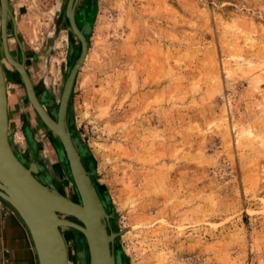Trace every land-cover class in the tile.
<instances>
[{
    "label": "rangeland",
    "instance_id": "rangeland-1",
    "mask_svg": "<svg viewBox=\"0 0 264 264\" xmlns=\"http://www.w3.org/2000/svg\"><path fill=\"white\" fill-rule=\"evenodd\" d=\"M69 15L87 52L64 124L115 264H264V0H9V46L55 117L82 51ZM7 84L13 151L79 201L59 139ZM60 230L68 264H90Z\"/></svg>",
    "mask_w": 264,
    "mask_h": 264
},
{
    "label": "water",
    "instance_id": "water-1",
    "mask_svg": "<svg viewBox=\"0 0 264 264\" xmlns=\"http://www.w3.org/2000/svg\"><path fill=\"white\" fill-rule=\"evenodd\" d=\"M6 0H1V8L4 11ZM72 29L78 35L82 43L80 57L75 63L63 90L56 120L53 119L37 100L30 79L23 64L12 59L6 46L4 30V17L1 18L2 39L7 60L19 70L26 87L27 95L37 114L45 124L54 131L64 145V151L72 169L73 177L81 194L83 206L74 203L54 189H50L39 182L30 168L25 167L12 152L6 136V98L5 84L0 66V198L6 201L18 213L25 223L38 257L39 264H67V254L59 227L67 224L79 228L86 235L90 251L91 264H115V259L109 242L113 241L112 235L106 233L102 222L103 210L98 202L94 189L84 170L77 149L71 139L69 131L64 124L66 100L75 75L85 58L87 42L84 36L76 28L71 15ZM99 210V220L95 219L87 208L89 202ZM61 213L70 214L83 221L85 226L72 221H67ZM58 214V216H57ZM97 217V216H96ZM100 238H104L100 246Z\"/></svg>",
    "mask_w": 264,
    "mask_h": 264
},
{
    "label": "crops",
    "instance_id": "crops-1",
    "mask_svg": "<svg viewBox=\"0 0 264 264\" xmlns=\"http://www.w3.org/2000/svg\"><path fill=\"white\" fill-rule=\"evenodd\" d=\"M0 264H39L25 223L13 207L1 198Z\"/></svg>",
    "mask_w": 264,
    "mask_h": 264
},
{
    "label": "flooded vegetation",
    "instance_id": "flooded-vegetation-1",
    "mask_svg": "<svg viewBox=\"0 0 264 264\" xmlns=\"http://www.w3.org/2000/svg\"><path fill=\"white\" fill-rule=\"evenodd\" d=\"M69 12V10H68ZM1 17V16H0ZM75 18H77L76 12L74 15ZM9 0H8V11L6 12V46H7V50L10 53V55L14 58V60H16L17 62L23 64L24 69L26 70V73L30 79L34 94L37 98V100L39 101V103L41 104V106L49 113V115L53 118L56 119V117L48 110V108L45 106V104L43 103L42 99L39 97L37 89H36V82L35 79L33 77V74L31 73V71L29 70L28 66L26 65V63L21 59V57L15 55V52L11 49V47L9 46V42H8V35H9ZM8 60L6 59L5 56V52H4V46H3V39H2V28H1V18H0V63L4 69V78H5V84L7 85L8 88V81H13L15 84H17L20 87V93L21 96L23 97V99L29 103V105L32 107V109H34V106L32 105V103L30 102L28 95H27V91H26V87L25 84L23 82L22 77L20 76V74L18 73V71L9 63V67H5L4 66V61ZM20 77V78H19ZM18 79H21V82H18ZM7 88H6V94H8L7 92ZM21 97V98H22ZM28 98V99H27ZM23 103V102H22ZM9 124H10V113H9ZM18 158L21 160V157L17 154ZM22 161V160H21ZM22 163H24L22 161ZM39 177V176H38ZM41 178V177H40ZM78 199V198H77ZM77 202H80L77 200ZM68 218L70 219H75L73 216H68Z\"/></svg>",
    "mask_w": 264,
    "mask_h": 264
},
{
    "label": "bare ground",
    "instance_id": "bare-ground-1",
    "mask_svg": "<svg viewBox=\"0 0 264 264\" xmlns=\"http://www.w3.org/2000/svg\"><path fill=\"white\" fill-rule=\"evenodd\" d=\"M6 7H5V9H4V11L2 10V8H1V0H0V18H2V16L4 17V19L6 18V12L8 11V0H6ZM5 22H6V19L4 20V30H5V37H6V25H5ZM9 53V52H8ZM9 55H10V53H9ZM11 56V55H10ZM11 58L12 59H14L12 56H11ZM7 59V58H6ZM10 64H12V63H10ZM13 65V67L18 71V73L20 74V72H19V70L17 69V67L14 65V64H12ZM0 66H1V70H2V75H3V81H4V84H5V78H4V69H3V67H2V65H1V63H0ZM26 71V70H25ZM20 76H21V74H20ZM20 78V77H19ZM21 80V79H20ZM23 83V82H22ZM5 98H6V136H7V141H8V143H9V145H10V147H11V150H12V152L15 154V156H17V154L13 151V149H12V146H11V142H10V136H9V134H8V123H9V116H8V100H7V94H6V84H5ZM34 110H35V108H34ZM36 111V110H35ZM37 113V112H36ZM48 113V112H47ZM49 114V113H48ZM39 116V115H38ZM39 118L41 119V117L39 116ZM42 120V119H41ZM56 120V119H55ZM42 122L45 124V122L42 120ZM46 125V124H45ZM47 126V125H46ZM48 127V126H47ZM49 128V127H48ZM50 129V128H49ZM51 130V129H50ZM52 131V130H51ZM55 135H56V137H57V139H59V137H58V135L54 132V131H52ZM59 141H60V143H61V145H62V147H64V145H63V143L61 142V140L59 139ZM64 149V148H63ZM17 158H18V156H17ZM19 159V158H18ZM19 161L22 163V161L19 159ZM67 161H68V165H69V169H70V172H71V176H72V179H73V182H74V187H75V191H76V193L78 194V197H79V201L80 202H77V200L75 201V200H73V199H70V198H68V197H66L65 196V198H67L68 200H70V201H72V202H74V203H78V204H81L82 206H83V203H82V199H81V194H80V192H79V189H78V187H77V184H76V182H75V179H74V177H73V173H72V169H71V166H70V164H69V160L67 159ZM23 164V163H22ZM24 165V164H23ZM25 166V165H24ZM26 167V166H25ZM64 196V195H63ZM87 208L89 209V212L90 213H92L93 214V216H95V219L96 220H99L98 218L100 217V213H99V210H97L96 208H95V210H94V205L92 204V202L90 201L89 202V204H88V206H87ZM61 214H65V213H61ZM61 214H60V216H58V214H57V216L59 217V218H61ZM65 215H70V214H65ZM70 216H73V215H70ZM97 216V217H96ZM73 217H75V218H77L80 222H78V221H72V220H68V219H66L67 221H72V222H74V223H77V224H79V225H82V226H85L84 225V223H83V221H81V219H79L78 217H76V216H73ZM67 226L68 227H70L72 230H75L76 232H80V234H82V236L84 237V241H85V243L87 244L86 246H87V250H88V256H89V263L91 264V259H90V251H89V245H88V240H87V237H86V235L83 233V231H81L79 228H77V227H75V226H72V225H69V224H67ZM59 230H60V227H59ZM60 233H61V236H62V238H63V241H64V245H65V251H66V254H67V264H68V251H67V246H66V242H65V240H64V236H63V234H62V232H61V230H60ZM79 235V234H78ZM77 237V236H76ZM101 240H100V242H99V244H100V246H102V244H103V242H104V238H100ZM113 264H114V262H113Z\"/></svg>",
    "mask_w": 264,
    "mask_h": 264
}]
</instances>
